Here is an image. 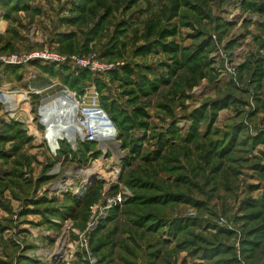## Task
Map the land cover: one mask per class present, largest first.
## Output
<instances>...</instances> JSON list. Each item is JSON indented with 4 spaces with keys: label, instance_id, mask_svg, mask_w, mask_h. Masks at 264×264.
<instances>
[{
    "label": "rangeland",
    "instance_id": "rangeland-1",
    "mask_svg": "<svg viewBox=\"0 0 264 264\" xmlns=\"http://www.w3.org/2000/svg\"><path fill=\"white\" fill-rule=\"evenodd\" d=\"M0 264H264V0H0Z\"/></svg>",
    "mask_w": 264,
    "mask_h": 264
},
{
    "label": "bare ground",
    "instance_id": "bare-ground-1",
    "mask_svg": "<svg viewBox=\"0 0 264 264\" xmlns=\"http://www.w3.org/2000/svg\"><path fill=\"white\" fill-rule=\"evenodd\" d=\"M9 95H12V96H9ZM63 95H64V93H63ZM22 97H23V95H21L19 97L18 94H15V93L5 94L4 100H5V103L8 105V109L13 110L15 108V106H17L16 105L17 103H15V102H18V99H21ZM69 97H71V96L65 95V98H63L64 99L63 101H61V99H60L61 102L59 101L60 97L52 98L50 101L54 100V102L51 103V105L48 107L47 110L45 108V105L50 101H47L46 103L42 102L40 105V108H38V113L40 110L41 116L43 117V120L41 121L42 124L49 128V126H51L50 124H53V122H54L53 120L68 119L71 123H75L73 125H77V126L81 127V129H82L81 130V132H82L81 136L86 135V133L90 130H96L95 128H99V132H100V127L101 128L104 127L103 126L104 118L101 115V113H99L97 111V109L95 108L94 96L92 94L87 95V102H84L83 104L80 101H75L74 99L69 98ZM72 100H73V102H72ZM84 109L89 110V112L84 113ZM56 111H57V113L54 114ZM95 111L99 115L96 114ZM50 122H52V123H50ZM89 123H91V125ZM50 128H51V130L48 133H52L49 137L52 141H54V143H53V145H55L53 147L54 149L56 147V144H55L56 141L55 140L56 139L58 140L62 135H63L62 139L69 137V138H71V140L74 139L73 142L74 141L76 142L77 138L74 137V133L71 132V134H67V133L62 134L60 132L62 129H64V131H65L66 128H68V127L64 128V127H62V125H55V126H51ZM106 132H107V130H106ZM94 134H95V139L99 140L100 138L97 137L96 131H94ZM110 137L111 136H109L108 138L110 139ZM108 138H107V140H109ZM62 245H63V241H61L60 247H62Z\"/></svg>",
    "mask_w": 264,
    "mask_h": 264
},
{
    "label": "built area",
    "instance_id": "built-area-1",
    "mask_svg": "<svg viewBox=\"0 0 264 264\" xmlns=\"http://www.w3.org/2000/svg\"><path fill=\"white\" fill-rule=\"evenodd\" d=\"M6 57V56H5ZM30 58H32V59H36V58H41V59H44V60H65V57H60L59 55H51V54H49V53H43V54H35V56L34 57H30ZM74 62H75V64H78V65H80V66H88V67H90L92 70H97V71H101V72H104V71H106V70H109L110 69V67L107 65V64H105V63H101V62H97V63H93V64H89L86 60H84L83 58H80V57H77V56H73L72 58H71ZM8 60H17V57H15V56H12V57H10V58H8ZM26 60H28V59H26ZM44 90H41V92H43ZM38 92V91H37ZM36 92V93H37ZM8 93H14V92H8ZM5 95V94H4ZM9 96H12V95H9ZM30 98V97H29ZM23 99H26V98H24L23 97ZM15 102V101H14ZM15 103H17L16 105L17 106H15V108L13 109V110H10L9 109V112H10V114H12V115H15V114H17L18 112H19V109H20V105H19V102H15ZM95 105H97L96 107L98 108V110L99 111H101L102 112V114H103V116L107 119V117L105 116V111H104V109L102 108V107H99L98 106V104L95 102ZM38 116H39V119H40V123H42L41 121L43 120V117L41 116V111L39 110V114H38ZM68 120V119H67ZM108 120V119H107ZM74 123H68L67 125H65V126H62V127H70L71 125H73ZM69 125V126H68ZM80 127V126H79ZM81 128V127H80ZM47 129H49L48 127H47ZM47 129H46V133H47ZM82 130V129H81ZM94 131L95 130H90V131H88L87 133H86V135H84V137H88V139H90V137L91 136H93L92 138H94L95 139V134H94ZM77 135V134H76ZM47 137H48V141H49V139H50V137L48 136V134H47Z\"/></svg>",
    "mask_w": 264,
    "mask_h": 264
},
{
    "label": "trees",
    "instance_id": "trees-1",
    "mask_svg": "<svg viewBox=\"0 0 264 264\" xmlns=\"http://www.w3.org/2000/svg\"><path fill=\"white\" fill-rule=\"evenodd\" d=\"M71 80V79H70Z\"/></svg>",
    "mask_w": 264,
    "mask_h": 264
}]
</instances>
